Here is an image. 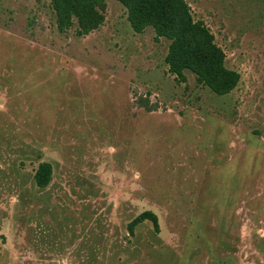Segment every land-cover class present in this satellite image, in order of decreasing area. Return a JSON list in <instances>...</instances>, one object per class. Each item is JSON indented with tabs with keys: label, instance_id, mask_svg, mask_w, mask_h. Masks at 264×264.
Wrapping results in <instances>:
<instances>
[{
	"label": "rangeland",
	"instance_id": "rangeland-1",
	"mask_svg": "<svg viewBox=\"0 0 264 264\" xmlns=\"http://www.w3.org/2000/svg\"><path fill=\"white\" fill-rule=\"evenodd\" d=\"M187 2L240 73L227 94L178 80L118 0L84 35L0 0V264H264V0ZM145 210L159 229L130 234Z\"/></svg>",
	"mask_w": 264,
	"mask_h": 264
},
{
	"label": "trees",
	"instance_id": "trees-1",
	"mask_svg": "<svg viewBox=\"0 0 264 264\" xmlns=\"http://www.w3.org/2000/svg\"><path fill=\"white\" fill-rule=\"evenodd\" d=\"M127 9V18L136 32L152 26L156 39L170 40L165 57L169 72L185 81L186 71H192L196 80L213 92L224 95L231 92L240 80V73L225 64L226 55L215 41L214 34L202 20H196L187 0H118ZM60 31L76 24L79 35L87 34L105 21L107 0H51ZM137 104L148 111L156 110L157 103L148 97H139ZM24 163H22L23 165ZM53 163H38L33 174L37 188L48 187L53 179ZM150 220L159 229L158 216L152 210L139 213L128 224L130 234L138 224Z\"/></svg>",
	"mask_w": 264,
	"mask_h": 264
}]
</instances>
